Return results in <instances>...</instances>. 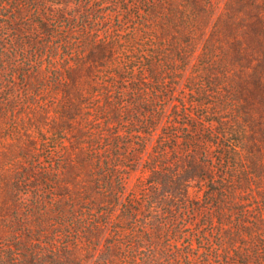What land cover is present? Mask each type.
<instances>
[{
  "label": "trees",
  "instance_id": "obj_1",
  "mask_svg": "<svg viewBox=\"0 0 264 264\" xmlns=\"http://www.w3.org/2000/svg\"><path fill=\"white\" fill-rule=\"evenodd\" d=\"M0 264H264V0H0Z\"/></svg>",
  "mask_w": 264,
  "mask_h": 264
},
{
  "label": "rangeland",
  "instance_id": "obj_2",
  "mask_svg": "<svg viewBox=\"0 0 264 264\" xmlns=\"http://www.w3.org/2000/svg\"><path fill=\"white\" fill-rule=\"evenodd\" d=\"M220 1H221V3L223 2V0H220ZM221 6H222V4H220V6L216 9V12L219 11V10H222V9H221ZM251 73H252V72H251L250 70H247V71L244 73V77H246V78L250 77ZM183 79H184L183 82H182L183 86H184V87L189 86L190 84L186 81V75L184 76ZM182 96L185 98V101H186L187 106H188V107H191L189 110L192 112V115L195 116L194 113H196L198 107H197L196 105H195V106H190V105H189V102H190L191 100L197 99L198 97H196L195 95H191L187 89H186L185 93H184ZM188 122H191V121L188 120ZM149 151H151V148H149ZM139 175H141V172H140L139 170H136L135 172H132V173L130 174V176H129L128 179H127V185H128V188H131V187L133 186V183L137 180V178L139 177ZM194 188H195V187H192V189H190L191 192L194 191ZM203 219H204V213H203V214H200V215L198 216V218H197V220H198V222H199L200 224H202V223L204 222Z\"/></svg>",
  "mask_w": 264,
  "mask_h": 264
}]
</instances>
